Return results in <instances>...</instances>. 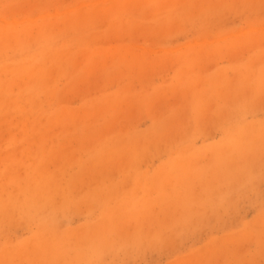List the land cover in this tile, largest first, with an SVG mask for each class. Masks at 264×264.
I'll use <instances>...</instances> for the list:
<instances>
[{
    "label": "rangeland",
    "instance_id": "374dc122",
    "mask_svg": "<svg viewBox=\"0 0 264 264\" xmlns=\"http://www.w3.org/2000/svg\"><path fill=\"white\" fill-rule=\"evenodd\" d=\"M0 264H264V0H0Z\"/></svg>",
    "mask_w": 264,
    "mask_h": 264
}]
</instances>
